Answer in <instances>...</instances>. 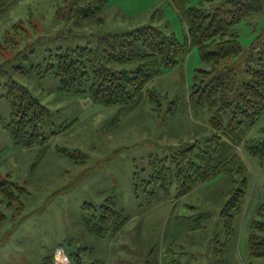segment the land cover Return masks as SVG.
<instances>
[{
    "label": "rangeland",
    "instance_id": "obj_1",
    "mask_svg": "<svg viewBox=\"0 0 264 264\" xmlns=\"http://www.w3.org/2000/svg\"><path fill=\"white\" fill-rule=\"evenodd\" d=\"M225 1L189 0L188 5L209 7ZM61 4L62 0H0V83L26 84L58 112L61 125L74 121L47 146L17 145L5 128L11 112L0 92V181L25 189L17 207L8 203L0 187V211L5 213L0 220V264H41L47 253H53L55 264L60 256L64 264H71L70 252L79 247H89L81 250L82 264L94 259L116 264L120 252L119 264H264V259L250 261L248 251L249 222L263 200L264 168L243 145L236 151L246 163L247 194L236 216L235 237L226 246L220 212L231 182L224 174L183 195L175 186L154 199L134 190V173L148 168L150 155L162 156L166 146L212 134L207 108H193L189 99L197 69L211 67L201 60L196 46L179 64L147 83L159 93L158 103L144 95L135 104L106 106L61 91L56 76L41 77L30 70L32 64H46L51 52L86 45L93 32L151 24L183 42L188 25L179 8L171 0H108L97 18L79 21L59 18ZM236 27L247 51L264 29V12ZM263 134L264 115L247 137ZM107 199L130 216L115 238L96 237L82 223L87 214L84 202L99 205Z\"/></svg>",
    "mask_w": 264,
    "mask_h": 264
},
{
    "label": "trees",
    "instance_id": "obj_2",
    "mask_svg": "<svg viewBox=\"0 0 264 264\" xmlns=\"http://www.w3.org/2000/svg\"><path fill=\"white\" fill-rule=\"evenodd\" d=\"M171 1L188 25L183 42L175 34L169 35L151 24L122 31L93 32L87 35L86 45L51 52L46 64H32L30 70L41 77L56 76L59 90L106 106L135 104L144 95L158 103L159 93L147 88V83L179 64L196 46L201 60L211 67L197 69L189 99L193 108H207L212 134L166 146L162 156L150 155L148 168L134 173V190L136 195L144 192L155 198L160 191L169 193L175 186L178 194L183 195L198 183L224 174L231 182L220 212L226 246L235 237L236 216L247 194V167L236 147L243 145L264 168V134L247 137L264 115V29L246 51L236 27L240 21L263 13L264 0H227L209 7L188 5L189 0ZM107 3L108 0H62L57 15L65 20L97 18ZM116 64L126 67L117 68ZM243 74L246 76L241 78ZM0 92L11 112L5 128L17 145L47 146L52 137L74 122L61 125L58 112L34 96L26 84L15 80L0 83ZM5 181H0L5 198L9 204L20 207L25 189L13 183L7 186ZM82 207L87 213L82 217L85 230L99 238H115L130 219L112 199L99 205L86 201ZM4 216L0 211V220ZM249 225L250 261L264 259V185L263 200ZM86 249L89 247L70 252L71 264H82L81 250ZM41 264H55L53 253L43 256ZM89 264L104 261L94 259Z\"/></svg>",
    "mask_w": 264,
    "mask_h": 264
},
{
    "label": "crops",
    "instance_id": "obj_3",
    "mask_svg": "<svg viewBox=\"0 0 264 264\" xmlns=\"http://www.w3.org/2000/svg\"><path fill=\"white\" fill-rule=\"evenodd\" d=\"M121 253V255L120 254H118L117 255V262L118 263H116V264H119L120 262H121V259H123V257H121L122 256V252H120ZM125 261V260H124ZM111 264H112V261L110 262ZM107 264H109V262H107ZM114 264V263H113Z\"/></svg>",
    "mask_w": 264,
    "mask_h": 264
},
{
    "label": "built area",
    "instance_id": "obj_4",
    "mask_svg": "<svg viewBox=\"0 0 264 264\" xmlns=\"http://www.w3.org/2000/svg\"><path fill=\"white\" fill-rule=\"evenodd\" d=\"M58 264H64V262L62 261V257L60 256V258H58Z\"/></svg>",
    "mask_w": 264,
    "mask_h": 264
}]
</instances>
